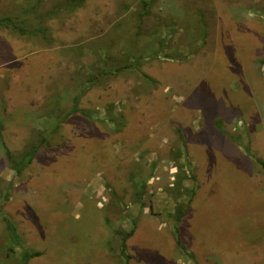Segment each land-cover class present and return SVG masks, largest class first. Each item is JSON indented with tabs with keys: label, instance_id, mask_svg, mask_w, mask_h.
<instances>
[{
	"label": "rangeland",
	"instance_id": "rangeland-1",
	"mask_svg": "<svg viewBox=\"0 0 264 264\" xmlns=\"http://www.w3.org/2000/svg\"><path fill=\"white\" fill-rule=\"evenodd\" d=\"M0 131V264H264V0H0Z\"/></svg>",
	"mask_w": 264,
	"mask_h": 264
},
{
	"label": "trees",
	"instance_id": "trees-1",
	"mask_svg": "<svg viewBox=\"0 0 264 264\" xmlns=\"http://www.w3.org/2000/svg\"><path fill=\"white\" fill-rule=\"evenodd\" d=\"M0 141H1V143L4 145V141H3V138H2L1 131H0ZM6 153H7V156H8L10 159H12V155H11V153H10V151H9L8 149H6ZM33 155H34V153H29V154L27 155L28 160H27V162L24 164V166H25L26 164H28V163L32 160ZM22 169H23L22 166H17V170H18V171H21ZM0 217H1V219L5 222V224H6V226H7V229H8V231H9L11 237L14 239V241H17V239H18V233H17L16 225L14 224V222H13L9 217H7L5 214H3V213L1 212V210H0ZM133 232H134V229H132L131 231H129L128 233H126L125 235H123V247H124V248L126 247V241L128 240V238H130V237L132 236ZM178 244H179L181 247H183L182 244H181V242H180L179 240H178ZM41 254H42V253L39 252V251H36V252H29V251H26V252L23 254V256L21 257L20 262H21V264H28V262H29L32 258H34V257H36V256H39V255H41Z\"/></svg>",
	"mask_w": 264,
	"mask_h": 264
}]
</instances>
